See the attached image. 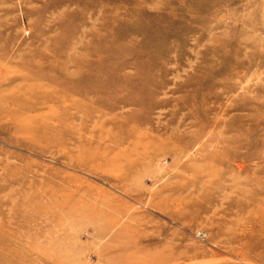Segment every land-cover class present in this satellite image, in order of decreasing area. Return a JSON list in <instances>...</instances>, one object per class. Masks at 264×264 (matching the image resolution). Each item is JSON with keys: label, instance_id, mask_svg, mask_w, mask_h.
<instances>
[{"label": "rangeland", "instance_id": "obj_1", "mask_svg": "<svg viewBox=\"0 0 264 264\" xmlns=\"http://www.w3.org/2000/svg\"><path fill=\"white\" fill-rule=\"evenodd\" d=\"M0 264H264V0H0Z\"/></svg>", "mask_w": 264, "mask_h": 264}]
</instances>
